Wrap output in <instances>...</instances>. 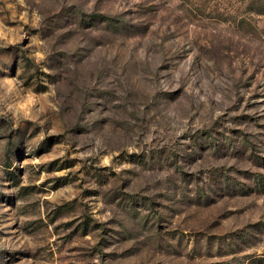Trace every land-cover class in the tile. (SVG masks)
Instances as JSON below:
<instances>
[{
	"label": "rangeland",
	"instance_id": "374dc122",
	"mask_svg": "<svg viewBox=\"0 0 264 264\" xmlns=\"http://www.w3.org/2000/svg\"><path fill=\"white\" fill-rule=\"evenodd\" d=\"M0 264H264V0H0Z\"/></svg>",
	"mask_w": 264,
	"mask_h": 264
}]
</instances>
